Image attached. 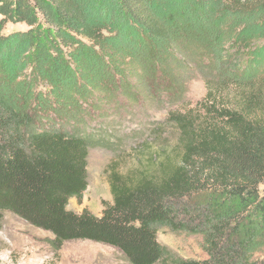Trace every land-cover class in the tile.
<instances>
[{"label": "trees", "instance_id": "16d2710c", "mask_svg": "<svg viewBox=\"0 0 264 264\" xmlns=\"http://www.w3.org/2000/svg\"><path fill=\"white\" fill-rule=\"evenodd\" d=\"M197 78L199 107L169 108ZM148 106L168 109L174 152L126 173L112 164L100 215L69 209L90 149L116 148L106 119ZM262 184L264 0H0V215L57 250L88 240L128 264H264ZM162 227L201 235L207 257L182 258Z\"/></svg>", "mask_w": 264, "mask_h": 264}, {"label": "rangeland", "instance_id": "374dc122", "mask_svg": "<svg viewBox=\"0 0 264 264\" xmlns=\"http://www.w3.org/2000/svg\"><path fill=\"white\" fill-rule=\"evenodd\" d=\"M23 24H8L6 33L25 29ZM235 83L220 92L228 98L235 94ZM208 89L203 79L191 81L190 92L186 99L174 105L179 111L197 109ZM148 110L136 108L118 116H109L102 126V133L114 139L115 150L104 147H92L89 152V185L81 201L73 198L69 209L82 212L84 209L100 215L104 204L112 201L108 170L117 163L122 173L141 168L142 163L153 154L162 155L163 147L174 152L178 142V130L169 123L168 109L148 106ZM97 117V116H96ZM99 118V116L97 117ZM101 121L97 119L96 122ZM101 125V124H100ZM107 131V133L105 132ZM159 168L152 161V170ZM264 194V184L261 185ZM52 234L35 228L18 216L5 212L0 215V264H128L122 253L113 247L88 240H74L63 244L57 250L50 241ZM158 240L171 248L182 258L205 259L203 237L189 233H175L160 228Z\"/></svg>", "mask_w": 264, "mask_h": 264}]
</instances>
